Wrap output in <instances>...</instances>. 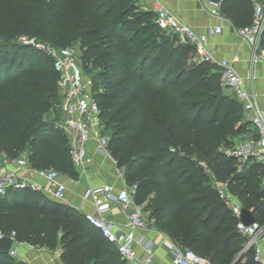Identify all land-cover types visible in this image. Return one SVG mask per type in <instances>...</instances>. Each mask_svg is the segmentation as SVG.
Masks as SVG:
<instances>
[{
  "label": "trees",
  "instance_id": "obj_1",
  "mask_svg": "<svg viewBox=\"0 0 264 264\" xmlns=\"http://www.w3.org/2000/svg\"><path fill=\"white\" fill-rule=\"evenodd\" d=\"M218 1L232 26L251 22L252 0ZM7 10L0 18V155L24 153L34 168L78 177L66 136L45 116L59 105L58 73L35 45L76 43L111 156L135 185L133 201L149 223L214 264H258L252 249L234 260L244 240L239 217L213 183L223 181L264 221V165L251 159L239 166L226 152L251 122L221 87L217 66L195 58L193 45L160 29L154 11L136 0H8ZM0 230L35 247H58L62 264H128L81 211L29 186L0 194ZM0 264L29 263L0 252Z\"/></svg>",
  "mask_w": 264,
  "mask_h": 264
},
{
  "label": "built area",
  "instance_id": "obj_2",
  "mask_svg": "<svg viewBox=\"0 0 264 264\" xmlns=\"http://www.w3.org/2000/svg\"><path fill=\"white\" fill-rule=\"evenodd\" d=\"M147 2L144 8L154 11L155 21L160 29L174 34L181 43L193 45L195 58L207 60L217 66L221 87L240 102L245 116L250 120L254 133L243 141L235 143L226 152L237 157L239 166L251 159L260 161L264 165V108L257 104L256 94L252 89H247V82L250 84L253 77L252 68L247 67L245 74L241 75L231 59L224 56L216 57V48L209 43L210 35L223 31L222 24L216 22L203 30H198L160 1L147 0ZM204 3L210 14L216 18L220 17L218 0H204ZM252 5L251 22L240 27L233 26V31L247 43L252 52V60H255L264 58V52L259 50V40L264 29V3L252 0ZM20 40L33 42V39L27 40L23 36ZM35 45L51 56L53 67L58 73L56 84L59 93V114L55 119V125L67 138L72 163L75 167L85 168L95 155L99 154L110 160L116 176L119 181L122 180L120 186L114 182H102L86 188L81 200H89L93 205L91 210L83 212L86 221L115 246L120 257L128 264H154L151 251L152 239L143 233L148 227L146 212L142 205L133 201L135 185L124 181L123 165L117 164L116 159L111 156L108 146L109 137L103 131L99 106L93 97V78L81 62L80 54L77 53L78 47L77 50L72 45L55 47L47 42H37ZM91 140L95 143L94 150L88 147V142ZM12 161L16 169L23 173L0 169V194L10 185H25L44 193L51 199L57 201L65 199L67 186L60 178L62 174L59 171L53 168L30 166L24 153ZM205 171L209 172V169L205 167ZM213 183L219 197L238 216L241 205L237 198L227 190L223 181L214 179ZM112 205L123 214L128 229L115 225L113 219L105 213ZM236 228L244 237L241 254L252 249L253 260L261 264L263 258L259 242L264 241V221L259 222L254 219L245 224L238 219ZM4 235L13 237L8 253L15 257L17 255L15 245L18 241L14 237V231L4 233L0 230V236ZM161 244L170 257V262L167 264H214L193 249L174 242L167 235L161 240ZM136 246L142 247L141 253L137 252Z\"/></svg>",
  "mask_w": 264,
  "mask_h": 264
},
{
  "label": "crops",
  "instance_id": "obj_3",
  "mask_svg": "<svg viewBox=\"0 0 264 264\" xmlns=\"http://www.w3.org/2000/svg\"><path fill=\"white\" fill-rule=\"evenodd\" d=\"M166 8L175 11V13L184 21L189 23L195 29L203 30L208 25H213L216 22H220L223 26V31L218 34L210 35L209 43L213 44L216 48V57H227L233 61V64L237 71L241 74H245V69L249 66L252 68L253 77L247 85V89H252L256 94L257 104L264 108V58L252 60V52L247 43L240 39L233 31V26L229 19L220 14L219 18L209 13L208 7L205 5L204 0H158ZM144 3H148L147 0H142L140 5L144 8ZM209 46V45H208ZM264 52L261 48H259ZM254 133L253 128L244 133L251 135ZM94 141L88 142V147L94 150ZM0 169L2 170H15L18 173H23L19 169H16L12 160L6 159L3 155L0 157ZM78 177L73 179L67 175H61V179L66 183L65 199L61 202L75 207L82 213L87 210H91L93 205L89 200H81L83 193L89 186H96L102 182H114L116 185H121V179L116 176L114 167L111 165L109 159L103 158L101 155L96 154L90 164H87L85 168L76 167ZM40 182L42 179H38ZM115 225L128 229L129 226L125 225V218L123 214L112 205L105 212ZM143 233L152 239V261L154 264H167L170 262V257L164 247L161 244V240L165 239L166 233L162 230L155 228L152 224H148V227L143 230ZM259 245L262 251V258L264 264V241H260ZM17 255L16 258L22 259L29 264H62L59 259V248L47 249L44 247H35L26 242H17L15 245ZM138 253H141L142 247L136 246ZM243 255V254H242ZM240 262L245 260V255L242 256Z\"/></svg>",
  "mask_w": 264,
  "mask_h": 264
},
{
  "label": "rangeland",
  "instance_id": "obj_4",
  "mask_svg": "<svg viewBox=\"0 0 264 264\" xmlns=\"http://www.w3.org/2000/svg\"><path fill=\"white\" fill-rule=\"evenodd\" d=\"M142 0H136V2L137 3H139L140 4V2H141ZM257 1H259V2H263L264 3V0H257ZM144 5H145V3H144ZM149 5V4H148ZM141 6V5H140ZM7 7H8V0H0V18H2V17H4L8 12V10H7ZM142 8V7H141ZM0 24H1V22H0ZM1 39V38H0ZM123 40H124V38H123ZM73 47H74V49L75 50H77V44L76 43H72L71 44ZM123 48L124 49H128V45L127 44H125L124 46H123ZM78 52V54H80L79 53V50H77ZM82 61V60H81ZM82 64H83V61H82ZM117 75L118 76H121L122 75V73H117ZM58 114H59V105L57 104V106H56V108H50L49 110H48V112L46 113V118H57L58 117ZM183 135H185V134H183ZM194 137H195V135L194 134H190L189 135V140H192V139H194ZM249 137V135H246V134H238V135H236L235 137H233V142H234V144L235 143H239V142H241V141H243L244 139H246V138H248ZM188 148H191L192 146L189 144L188 146H187ZM0 157L2 158V155H0ZM147 221H148V224H149V219L147 218Z\"/></svg>",
  "mask_w": 264,
  "mask_h": 264
},
{
  "label": "water",
  "instance_id": "obj_5",
  "mask_svg": "<svg viewBox=\"0 0 264 264\" xmlns=\"http://www.w3.org/2000/svg\"><path fill=\"white\" fill-rule=\"evenodd\" d=\"M238 217L245 224L250 223L251 221L254 220V217L251 214V212L242 207L240 208ZM12 241H13V237L11 236H8V235L0 236V252L8 253L10 246L12 244ZM240 257H241V252L238 253V255L235 257L234 260H237Z\"/></svg>",
  "mask_w": 264,
  "mask_h": 264
}]
</instances>
